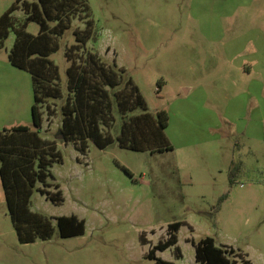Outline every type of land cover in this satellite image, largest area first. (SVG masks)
<instances>
[{
	"label": "rangeland",
	"instance_id": "1",
	"mask_svg": "<svg viewBox=\"0 0 264 264\" xmlns=\"http://www.w3.org/2000/svg\"><path fill=\"white\" fill-rule=\"evenodd\" d=\"M17 1L0 0V17ZM88 2L89 49L133 78L151 113H168L173 149L153 154L117 141L101 149L90 140L83 154L57 138L68 94L65 51L85 27L74 20L51 56L63 98L39 105L41 135L63 158L45 189L56 194L59 184L64 202L48 200L38 183L31 208L51 218L55 232L21 243L0 177V264H153L150 249L178 221V243L156 256L198 264L192 240L213 237L241 263L264 264V0ZM15 18L25 19L21 7ZM27 31L37 34L39 25ZM14 41L12 33L0 48V131L33 125L31 76L10 62ZM122 122L116 110L114 137ZM71 215L86 221V233L62 238L55 218Z\"/></svg>",
	"mask_w": 264,
	"mask_h": 264
},
{
	"label": "trees",
	"instance_id": "2",
	"mask_svg": "<svg viewBox=\"0 0 264 264\" xmlns=\"http://www.w3.org/2000/svg\"><path fill=\"white\" fill-rule=\"evenodd\" d=\"M23 9L25 19L18 22L16 11ZM88 0H18L0 17V48L12 33L15 41L9 54L11 64L31 76L34 103L32 106L33 127L19 125L0 131V177L9 214L21 243H33L39 239L49 240L55 232L51 218L34 212L31 208L37 184L41 194L55 204L64 202L60 185L56 194H51L49 178H54L50 167L62 162L57 143L41 136L44 113L39 106L48 99L63 98L58 65L51 59L60 50L59 38L72 28L73 21L85 22L84 28L74 31L75 43L66 48L68 94L62 106L61 132L65 142L74 143L83 154L92 140L99 148L106 149L115 141L122 148L151 153L172 150L166 134L169 116L166 111L157 115L150 112L148 104L136 82L127 77L126 71L116 62L108 64L99 54L88 47L92 40L95 20ZM37 23L39 32L27 31L29 23ZM116 110L121 115L122 127L117 137L111 133ZM135 112H140L136 114ZM233 181V180H232ZM231 181V183H232ZM62 238L81 236L86 233V221L75 215L55 218ZM182 222L171 223L169 237L151 248L148 259L153 264H174L156 256L175 246L177 232ZM198 264H251L242 263L213 237L192 240Z\"/></svg>",
	"mask_w": 264,
	"mask_h": 264
},
{
	"label": "crops",
	"instance_id": "3",
	"mask_svg": "<svg viewBox=\"0 0 264 264\" xmlns=\"http://www.w3.org/2000/svg\"><path fill=\"white\" fill-rule=\"evenodd\" d=\"M26 73H27V72H26ZM31 84H32V81H31ZM186 92H188V90H186ZM33 103H34V102L31 103V109H32ZM28 126H30V125H28ZM31 126H32V125H31ZM32 128L35 129L33 126H32ZM41 136H42V135H41ZM43 138H44V139H49V138H46V137H43Z\"/></svg>",
	"mask_w": 264,
	"mask_h": 264
},
{
	"label": "water",
	"instance_id": "4",
	"mask_svg": "<svg viewBox=\"0 0 264 264\" xmlns=\"http://www.w3.org/2000/svg\"><path fill=\"white\" fill-rule=\"evenodd\" d=\"M57 138H61V139H63V138H65V136H64L62 133H60L59 136H58Z\"/></svg>",
	"mask_w": 264,
	"mask_h": 264
}]
</instances>
